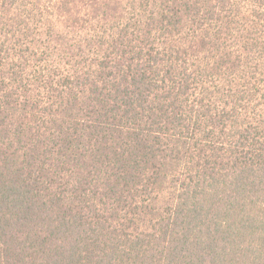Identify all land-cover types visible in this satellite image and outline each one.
<instances>
[{
	"label": "trees",
	"instance_id": "trees-1",
	"mask_svg": "<svg viewBox=\"0 0 264 264\" xmlns=\"http://www.w3.org/2000/svg\"><path fill=\"white\" fill-rule=\"evenodd\" d=\"M0 264H264V0H0Z\"/></svg>",
	"mask_w": 264,
	"mask_h": 264
}]
</instances>
